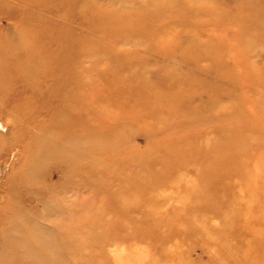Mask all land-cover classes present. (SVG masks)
I'll list each match as a JSON object with an SVG mask.
<instances>
[{
    "label": "rangeland",
    "instance_id": "rangeland-1",
    "mask_svg": "<svg viewBox=\"0 0 264 264\" xmlns=\"http://www.w3.org/2000/svg\"><path fill=\"white\" fill-rule=\"evenodd\" d=\"M171 1L0 0V34L17 27L1 39L23 47L20 55L84 65L77 76L96 96L76 114L84 121L89 111L92 125L100 122L110 136L111 128L131 131L123 167L103 171L124 179L108 186L122 189L123 206L134 199L135 221L108 196L93 198L108 208L95 218L103 248L86 245L87 264H264V53L255 50L264 37L241 21L226 23L231 8L215 1ZM118 86L133 96L115 105L104 90ZM10 137L0 163L16 152ZM127 160L137 167L128 169ZM54 183L60 177L52 169L47 184ZM65 190L56 200L66 207ZM92 190L75 188L70 199L91 201ZM75 200L71 221H85ZM88 230L79 240L99 237Z\"/></svg>",
    "mask_w": 264,
    "mask_h": 264
},
{
    "label": "bare ground",
    "instance_id": "bare-ground-1",
    "mask_svg": "<svg viewBox=\"0 0 264 264\" xmlns=\"http://www.w3.org/2000/svg\"><path fill=\"white\" fill-rule=\"evenodd\" d=\"M211 1L231 8L227 10L229 15H223L226 23L241 21L244 26L255 29L257 37H264V0H202L200 3L208 5ZM194 2L196 0L190 5ZM171 7L176 10L175 6ZM191 10L196 12L195 8ZM204 11L211 14L210 10ZM16 29L10 31L17 33ZM22 29L24 33L31 32L24 26ZM13 33L0 34V149L10 136L17 147L11 163L6 159L0 163V192L3 193L0 195V264H87L90 256L84 254L83 249L96 242L103 248L99 235L105 232L95 218L102 217L108 208L100 200L95 205L93 198L108 196L116 201L117 209L125 214L129 224L135 221L136 215L130 211V206H135L134 199L128 197L123 206L122 189L119 193L108 186V183L119 185L124 179L106 173L122 168L124 155L132 154L131 131L118 132L119 129L111 128V132L114 130L112 136L107 135L103 124L92 125L88 120L89 111H84L87 119L83 121L76 114L77 107L96 96L77 76L85 66L80 64L79 68H73L72 63L61 62L60 55H30L27 51L20 55L23 47L11 49L2 43V36L13 37ZM208 38L214 40L212 36ZM255 50L264 53V47ZM51 62H55L54 69ZM111 90L115 105L133 96L132 89L119 86L104 91ZM12 102L16 103L14 108L9 107ZM130 111L128 119L132 121L134 115ZM68 112L73 114L66 118ZM21 140L25 143L20 144ZM133 161H126L130 170L137 167ZM107 167L109 169L103 171ZM52 169L60 177L59 184H47ZM130 177L125 182L131 189ZM127 186L122 185V188ZM80 187H93L88 193L93 195L91 201L70 199L77 193L72 190ZM64 189L63 200L66 203L71 200V205L66 207L56 200ZM73 200L85 221H71ZM85 228L89 233L99 230V237L79 240L76 234Z\"/></svg>",
    "mask_w": 264,
    "mask_h": 264
}]
</instances>
